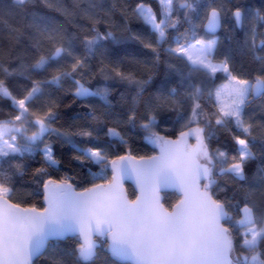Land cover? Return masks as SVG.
Masks as SVG:
<instances>
[{
	"label": "snow or ice",
	"instance_id": "snow-or-ice-1",
	"mask_svg": "<svg viewBox=\"0 0 264 264\" xmlns=\"http://www.w3.org/2000/svg\"><path fill=\"white\" fill-rule=\"evenodd\" d=\"M36 2L51 7L48 0H13L25 14L18 27L8 26L9 46L0 49V99L10 104L6 116L0 109V160L7 166L0 168V264H36L40 257L47 264H82L101 253L103 264H264V164L251 181L248 176L251 161L264 157V150H252L254 142L264 145V133L253 134L264 122L254 123L245 111L264 98V55L257 54L264 52V10L243 0H180L179 7L177 0H156L158 8L151 0L134 6L125 0L119 32L111 25L102 31V18L89 10L92 23L80 39L47 16L28 14ZM180 9L183 19L173 20ZM132 20L148 26L147 37L132 30ZM182 23L188 25L183 32ZM221 28L230 40L243 32L241 51L259 61L258 68L246 70L230 52L219 54ZM126 41L149 49L156 62L161 53L179 61L182 68L168 62L178 73L177 86L145 97L152 77L128 71L131 61L101 60L105 83L91 87L85 79L90 56ZM64 81H71L72 103L103 102L83 103L87 112L67 128L58 125L59 104L48 91ZM108 81L128 89L115 103ZM168 122L180 125L175 139L157 130ZM125 129L141 131L158 154L132 155ZM57 145L69 147L70 161L102 183L77 190L75 176L53 179L49 169L62 166ZM25 153L40 156L42 166L31 178L42 207L10 199L14 178L27 171ZM93 167L110 169L111 178L92 173ZM125 179L139 189L134 200L125 193ZM169 189L180 193L170 208L163 195ZM62 241L70 245L60 247Z\"/></svg>",
	"mask_w": 264,
	"mask_h": 264
},
{
	"label": "trees",
	"instance_id": "trees-1",
	"mask_svg": "<svg viewBox=\"0 0 264 264\" xmlns=\"http://www.w3.org/2000/svg\"><path fill=\"white\" fill-rule=\"evenodd\" d=\"M125 0H48L51 7H45L44 4L36 2L30 3L27 13L32 12L39 13L40 15L47 16L53 20L57 25H62L68 32L69 35H79L80 39H83L85 30L91 26L92 21L86 16V13L91 10L96 14V19H101L99 24L100 29L107 30L109 26H113L112 30L119 32L124 24L122 23L120 10L124 5ZM154 7L158 8L156 0H151ZM180 0H177V7ZM244 4L253 9L264 10V0H243ZM136 0H127V4L134 6ZM204 3V0H201ZM59 9V11H57ZM203 8L200 9L201 13ZM183 9H180L176 15H173L172 19H183ZM25 14V10L16 6L13 0H0V49L7 51L9 41L11 37L8 32V26L18 27L21 17ZM199 23V20H196ZM227 23V22H226ZM133 31L143 33L146 37L149 34L150 29L148 26L142 24L140 21L132 20L130 24ZM188 25L182 23L179 25V30L184 31V28ZM203 33V30H201ZM231 33L226 31L224 28L221 29L217 35L220 38L219 43V54L230 52L237 66H242L244 69L254 71L259 67V61L252 58L251 55L245 54L241 51V43L243 40V32L237 30L234 38L229 39ZM167 45H165L166 47ZM23 50V43L15 51L20 52ZM77 50L83 53V46L77 41ZM103 53V55L101 54ZM259 55H264V52H258ZM103 60L105 64L110 61L124 60L126 62L131 61V64L127 65V70L135 73L138 78L148 79L152 77V82L149 84L145 97L154 94L158 89L168 88L177 86L179 83L178 73L174 72L168 67V62L175 63L178 68H182V64L179 61L171 60L166 54L161 53L160 62H156V57L153 53L136 42H123L119 44L109 43L106 48L99 49L95 52L94 56H90L89 64L90 70L87 72L85 79L89 81V85L95 88L98 85L105 83L103 75L99 72L101 67L100 61ZM187 71L186 69H183ZM48 72H53V69H48ZM2 78V77H0ZM221 80H216V83H220ZM13 85L17 82L12 81ZM116 91L109 98L115 103L119 98V92H128V89L114 81H108ZM71 88V81L62 82V87L52 86L48 89L52 93V99L56 100L59 104L60 120L58 121L59 126L67 128L71 124L72 118L81 116L87 112L86 108L82 107L83 103H90L96 106H101L102 101L99 98H89L87 101H77L72 103L73 96L69 89ZM130 99V96H129ZM0 109L3 110L4 116L10 111V104L0 99ZM143 111V108H141ZM248 116L253 117V122L260 124L264 122V98L254 99L249 106L245 109ZM0 116V119L4 118ZM80 122V121H78ZM162 135L168 136V138L176 137L178 132L181 130L180 125L173 122L167 124H161L157 129ZM264 133V128H257L254 131V135L259 136ZM125 135L131 136L132 142V155L150 156L155 152L154 146L143 139V133L139 130L125 129ZM224 140V137H221ZM194 139H190V143L193 144ZM254 153L259 154L264 150V145L260 144L259 141L254 142L253 148ZM57 157L62 161V166L50 168L49 172L53 179H59L67 173L76 177L77 189L80 187L91 186V183L102 182L99 178H93L92 174L86 170H81L75 163L70 161L71 149L67 146L60 147L57 145ZM123 154V153H121ZM27 171L23 175H17L14 180V188L10 194V199L14 203H19L21 206H30L36 203L38 207L43 206V196L41 189L32 182L31 174L34 168L42 166L40 156L38 154L25 153L22 158ZM264 164V157L254 159L249 164V180H252L253 173L256 172L258 165ZM0 168L7 170V166L0 160ZM92 173H96L98 176H106L110 179V170L101 172L98 167L92 168ZM87 179L88 183H84ZM222 183V182H221ZM127 193L130 199L135 197V191L130 184H126ZM179 199V196L175 192H168L164 194V204L166 207H171ZM70 241H62L60 247H68ZM103 253L94 262H82V264H103ZM36 264H47L43 257L36 259Z\"/></svg>",
	"mask_w": 264,
	"mask_h": 264
},
{
	"label": "water",
	"instance_id": "water-1",
	"mask_svg": "<svg viewBox=\"0 0 264 264\" xmlns=\"http://www.w3.org/2000/svg\"><path fill=\"white\" fill-rule=\"evenodd\" d=\"M178 6H179V4H178ZM221 29H222V28H221ZM221 29L217 30L216 35H218V34L220 33ZM258 98H259V97H258ZM255 99H257V98H255ZM175 138H176V137H172V138H170V139H175ZM192 139H193V138H192ZM189 142H190V141H189ZM193 144H195V142H194ZM155 154H158V149L155 150V152H154L153 154H151V155H155ZM151 155H150V156H151ZM136 157H137V156H136ZM145 157H147V156H145ZM109 170H110V169H109ZM110 178H111V171H110ZM100 183H102V182H100ZM126 184H130V185L132 186L133 190L135 191V197H134L133 199H130L129 196H128L127 189H126ZM123 187H124V190H125L126 195L128 196V198H129L130 200H134V199L136 198V196L139 195V189L137 188L134 179H125V180L123 181ZM77 190H78V189H77ZM168 192H175V193L177 194V196H179V198H180V193H179L177 190H175V189H169V190H167L164 194H166V193H168ZM164 194H163V195H164ZM13 203H14V202H13ZM21 207H24V206H21ZM34 259L36 260L37 258H34Z\"/></svg>",
	"mask_w": 264,
	"mask_h": 264
},
{
	"label": "flooded vegetation",
	"instance_id": "flooded-vegetation-1",
	"mask_svg": "<svg viewBox=\"0 0 264 264\" xmlns=\"http://www.w3.org/2000/svg\"><path fill=\"white\" fill-rule=\"evenodd\" d=\"M194 142H195V139H194ZM194 142H193V143H194Z\"/></svg>",
	"mask_w": 264,
	"mask_h": 264
},
{
	"label": "rangeland",
	"instance_id": "rangeland-1",
	"mask_svg": "<svg viewBox=\"0 0 264 264\" xmlns=\"http://www.w3.org/2000/svg\"><path fill=\"white\" fill-rule=\"evenodd\" d=\"M204 11V10H203ZM194 139V138H193Z\"/></svg>",
	"mask_w": 264,
	"mask_h": 264
}]
</instances>
